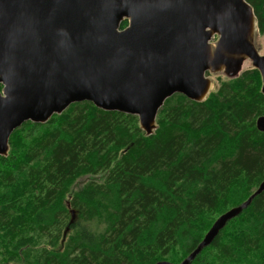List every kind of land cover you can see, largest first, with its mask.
I'll return each mask as SVG.
<instances>
[{"label": "trees", "instance_id": "obj_1", "mask_svg": "<svg viewBox=\"0 0 264 264\" xmlns=\"http://www.w3.org/2000/svg\"><path fill=\"white\" fill-rule=\"evenodd\" d=\"M246 1L264 33V0ZM260 86L248 68L203 102L174 93L151 135L88 101L24 122L0 155V264L180 262L264 179ZM189 264H264V190Z\"/></svg>", "mask_w": 264, "mask_h": 264}, {"label": "water", "instance_id": "obj_2", "mask_svg": "<svg viewBox=\"0 0 264 264\" xmlns=\"http://www.w3.org/2000/svg\"><path fill=\"white\" fill-rule=\"evenodd\" d=\"M257 33L246 0H0V155L24 122L44 123L82 101L135 115L151 135L168 97L203 102L213 87L206 74L233 79L245 61L258 70L264 95ZM255 125L264 131V115ZM263 190L264 179L183 260L154 264H189Z\"/></svg>", "mask_w": 264, "mask_h": 264}, {"label": "rangeland", "instance_id": "obj_3", "mask_svg": "<svg viewBox=\"0 0 264 264\" xmlns=\"http://www.w3.org/2000/svg\"><path fill=\"white\" fill-rule=\"evenodd\" d=\"M215 40V38L212 40V41H214ZM255 44H256V47H257V49L259 50V53L260 54H264V33H257V35H256V42H255ZM248 68H252V66H251V64H250V62L249 61H246L245 62V64L243 65V69H248ZM209 78H211V80H212V82H213V87H212V90H215V89H217V87H218V85H219V81L221 82V81H224V80H227L228 78L226 77V76H224V75H222V74H216V75H211V74H206ZM220 77V78H219ZM236 78V77H235ZM261 87V86H260ZM1 88H2V85L0 84V91H1ZM264 115V114H263ZM258 117V116H257ZM257 117H256V119H257ZM256 119H255V121H256ZM157 124V123H156ZM8 150H9V148H8ZM90 178L88 177V176H80L78 179H77V182L74 184V187H76V186H79V184H82V183H84L85 181H88ZM96 179H97V177H96ZM216 212V211H215ZM215 212H213L210 216H209V212H207L205 215H204V218L207 220V218H208V216L210 217V219H211V217H212V223H213V221L220 215V214H222L223 212H217V213H215ZM215 213V214H214ZM211 223V224H212ZM211 224H210V226H211ZM209 226V227H210ZM65 230H68V226H67V228H65ZM208 230V229H207ZM183 260V259H182ZM171 262H173V261H171ZM4 263V262H3ZM174 263H176V262H174ZM2 264V263H1Z\"/></svg>", "mask_w": 264, "mask_h": 264}, {"label": "flooded vegetation", "instance_id": "obj_4", "mask_svg": "<svg viewBox=\"0 0 264 264\" xmlns=\"http://www.w3.org/2000/svg\"><path fill=\"white\" fill-rule=\"evenodd\" d=\"M246 62V61H245Z\"/></svg>", "mask_w": 264, "mask_h": 264}]
</instances>
